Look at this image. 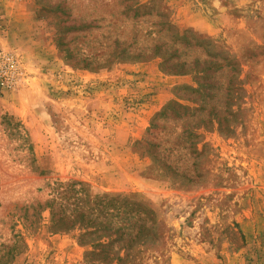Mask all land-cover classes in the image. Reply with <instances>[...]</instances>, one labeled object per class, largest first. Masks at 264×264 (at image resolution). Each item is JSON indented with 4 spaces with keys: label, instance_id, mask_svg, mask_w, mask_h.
I'll list each match as a JSON object with an SVG mask.
<instances>
[{
    "label": "rangeland",
    "instance_id": "1",
    "mask_svg": "<svg viewBox=\"0 0 264 264\" xmlns=\"http://www.w3.org/2000/svg\"><path fill=\"white\" fill-rule=\"evenodd\" d=\"M0 51V264H264V0H0Z\"/></svg>",
    "mask_w": 264,
    "mask_h": 264
},
{
    "label": "built area",
    "instance_id": "2",
    "mask_svg": "<svg viewBox=\"0 0 264 264\" xmlns=\"http://www.w3.org/2000/svg\"><path fill=\"white\" fill-rule=\"evenodd\" d=\"M18 72V63L9 51H0V94L11 86Z\"/></svg>",
    "mask_w": 264,
    "mask_h": 264
},
{
    "label": "trees",
    "instance_id": "3",
    "mask_svg": "<svg viewBox=\"0 0 264 264\" xmlns=\"http://www.w3.org/2000/svg\"><path fill=\"white\" fill-rule=\"evenodd\" d=\"M59 215L57 216V218H54V214H52V219L51 220L53 222V225H55V226H58V224H60V223L63 224L62 222H64V220H66L65 219L66 218V214H65L64 210H61V214H59Z\"/></svg>",
    "mask_w": 264,
    "mask_h": 264
}]
</instances>
